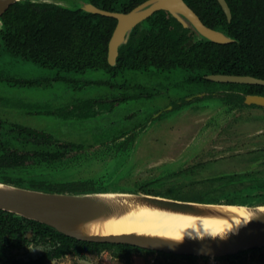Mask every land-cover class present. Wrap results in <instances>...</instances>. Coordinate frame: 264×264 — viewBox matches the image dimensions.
I'll use <instances>...</instances> for the list:
<instances>
[{"label":"rangeland","instance_id":"374dc122","mask_svg":"<svg viewBox=\"0 0 264 264\" xmlns=\"http://www.w3.org/2000/svg\"><path fill=\"white\" fill-rule=\"evenodd\" d=\"M44 1L79 6L74 0ZM189 75L181 68L65 72L1 51L0 119L84 145L60 162L27 171L28 177L46 175L50 182L90 178L106 191L146 189L161 196L176 192L169 190L174 185L186 189L175 195L196 199L206 191L230 188L229 182L210 183L214 177L236 171L264 177V107H229L210 97L184 102L210 87L191 84ZM113 97L125 99L111 106ZM84 100H92L95 112L88 117L73 114L86 108L78 106ZM123 132L133 139L122 150L115 137ZM252 155L260 156L259 163H252ZM261 204L258 199L249 203ZM42 248L31 244L16 255L23 257L27 250L37 255ZM150 258L136 253L130 262H121L103 251L83 258L67 255L46 264H152ZM207 258L201 264H222L219 257ZM250 264H264V258Z\"/></svg>","mask_w":264,"mask_h":264},{"label":"trees","instance_id":"16d2710c","mask_svg":"<svg viewBox=\"0 0 264 264\" xmlns=\"http://www.w3.org/2000/svg\"><path fill=\"white\" fill-rule=\"evenodd\" d=\"M143 1L88 0V3L125 13ZM183 1L206 26L222 31L234 41L219 44L203 39L191 26L185 28L167 12L159 10L143 21L142 28L130 31L126 43L119 47L116 65L112 67L107 63V45L116 19L86 12L80 6L70 8L44 0H25L10 6L0 17V53L4 51L42 67L65 72L89 69L171 71L181 68L190 73L187 80L191 84H210V93L217 89L225 91L221 100L226 104L233 103V106L247 107L243 103L247 94L264 95V85L216 83L204 78L208 74H233L264 79V0H226L231 11L230 22L217 0ZM78 106L86 107L79 109V116H88L94 110L92 100L81 101ZM66 147L77 146L60 144L49 134L0 120V182L47 192L106 191L107 188L82 186L79 181L50 182L46 175L27 176V171L35 169L36 165L60 159ZM250 175L211 178L210 183L225 181L231 186L203 192L196 199L175 195L186 189L179 190L174 185L169 190L177 191L164 195L198 202L249 204L264 197V187L242 183ZM143 192L150 193L146 189ZM28 233H31L30 237H27ZM29 244L43 246L42 251L32 255V251L27 250V255L18 257L16 252ZM103 251L121 262H130L136 253L147 260L153 256L152 264H201L208 260L202 256L155 252L127 244L81 241L44 223L0 210V264H46L67 255L83 258L87 253L98 255ZM257 258H264V247L221 256L219 260L222 264H250Z\"/></svg>","mask_w":264,"mask_h":264},{"label":"water","instance_id":"95a60500","mask_svg":"<svg viewBox=\"0 0 264 264\" xmlns=\"http://www.w3.org/2000/svg\"><path fill=\"white\" fill-rule=\"evenodd\" d=\"M24 1L25 0H0V17L10 6ZM217 2L227 19L230 20L231 12L226 1L217 0ZM80 8L89 13L116 19V26L108 43L107 59L110 65L115 64L119 47L126 43L133 27L158 10L169 12L183 27L191 26V29L197 36L203 39L219 44H227L234 41L222 31L206 26L183 0H145L126 13L107 11L91 3L82 1ZM205 79L218 83L264 85V79L248 75L208 74L205 76ZM243 103L248 106L255 105L264 107V95L247 94L244 96ZM0 184L9 189L8 191L0 189V210L44 223L64 235L81 241L127 244L155 252L209 258L237 254L241 251L264 246V210L255 212V215L243 228L225 240L217 238L203 240L194 239L187 243H177L168 239L150 238L132 234L85 236L73 231L77 223L87 222L97 217L109 216L115 212L117 206L92 199L93 196L100 193L104 194L111 192L113 194L131 195L139 202L149 207L193 216L212 214V209L208 208L210 206L230 205L245 206L255 209L264 207V204L249 205L198 202L120 189L100 191V193L98 191L82 194L47 192L14 186L3 182H0ZM30 234L31 233H28V235Z\"/></svg>","mask_w":264,"mask_h":264},{"label":"bare ground","instance_id":"6f19581e","mask_svg":"<svg viewBox=\"0 0 264 264\" xmlns=\"http://www.w3.org/2000/svg\"><path fill=\"white\" fill-rule=\"evenodd\" d=\"M93 197L92 199L117 206L115 212L77 223L73 228L74 232L85 236L132 234L187 243L194 239H214L211 233L225 229L228 238L247 224H244L246 216L252 218L255 212L264 210V207L252 209L245 206L216 205L208 207L212 209V214L193 216L149 207L131 195L110 192Z\"/></svg>","mask_w":264,"mask_h":264},{"label":"flooded vegetation","instance_id":"af4514ba","mask_svg":"<svg viewBox=\"0 0 264 264\" xmlns=\"http://www.w3.org/2000/svg\"><path fill=\"white\" fill-rule=\"evenodd\" d=\"M76 3H78V5L80 6V4H81V1L82 2H84V1H87L88 2V0H74ZM226 1V0H225ZM47 2H50V1H47ZM227 3V2H226ZM57 4V3H56ZM59 5H61V6H65V5H62V4H59ZM228 5V4H227ZM95 6V5H94ZM67 7V6H66ZM102 9V8H101ZM133 9V8H132ZM222 9V8H221ZM230 9V8H229ZM108 11V10H107ZM159 11V10H158ZM164 11V10H163ZM223 11V10H222ZM112 12H117V11H112ZM156 12V11H155ZM166 12V11H165ZM231 12V11H230ZM122 13H124V12H122ZM126 13V12H125ZM170 16H172L169 12H167ZM224 13V12H223ZM225 14V13H224ZM152 15V14H151ZM150 15V16H151ZM198 16V15H197ZM226 16V15H225ZM172 17H174V16H172ZM110 18H112V17H110ZM148 18V17H147ZM146 18V19H147ZM175 18V17H174ZM227 18V17H226ZM115 19V18H114ZM176 19V18H175ZM145 20V19H144ZM144 20H142L141 22H139L138 24H136L133 28H136V27H138V28H142L143 27V21ZM177 20V19H176ZM178 21V20H177ZM227 21L228 22H230L231 21V19L230 20H228L227 19ZM117 22V21H116ZM180 23V22H179ZM181 24V23H180ZM182 25V24H181ZM115 26H116V24H115ZM115 28V27H114ZM185 28H187V27H185ZM113 33V32H112ZM111 38V37H110ZM110 40V39H109ZM108 43H109V41H108ZM107 56H108V45H107ZM117 59V58H116ZM107 63H108V59H107ZM109 64V63H108ZM110 65V64H109ZM116 65V62H115V64L114 65H110V66H115ZM155 71H158V70H156V69H154ZM123 71H125V70H123ZM137 71H141V70H137ZM117 72H121L119 69H116L115 71H112V72H109V73H117ZM161 72V71H160ZM206 76V75H205ZM205 76H204V78H205ZM188 81V80H187ZM21 82V84H25V83H27L26 81H20ZM216 83H218V82H216ZM225 91H222V90H216V91H212L211 93L210 92H206V93H202L201 94V96H198V98H196V97H194L193 96V98H191V100L190 101H188V100H184V102H188V103H195L197 100H199V99H201V98H203V97H210V98H218V100L219 101H222V103H225L223 100H221V98H222V96H224V93ZM232 93H235L234 91H231ZM123 99H125V98H121L120 100L119 99H116V97H113V99H112V101H111V106L112 105H114V104H118V103H121L122 102V100ZM180 105H182V104H180ZM229 107H231V106H233L234 104L233 103H228L227 104ZM238 106V105H237ZM247 107H248V105H246ZM251 107H259V106H255V105H250ZM234 107V106H233ZM71 108V107H70ZM69 108V106L67 107V108H65V110L67 109H70ZM73 112V111H72ZM92 112L94 113L95 112V108H94V110L93 111H91L90 112V114L89 115H92ZM73 114H78L77 112H73ZM79 115V114H78ZM88 115V116H89ZM88 116H86V117H88ZM81 117V116H80ZM1 120V119H0ZM1 121H3L4 123H5V121L4 120H1ZM5 124H7V123H5ZM10 124H16V123H10ZM22 126V125H21ZM23 127H25V126H23ZM31 129H34V128H31ZM34 130H36V129H34ZM36 131H39V130H36ZM39 132H41V131H39ZM47 134V133H46ZM50 135V134H49ZM115 139H119V141H118V143H120V145H119V149H124L123 148V144L124 145H127V143L129 142V141H131L132 139H133V137L131 136V135H129V132H123V133H121V134H119L117 137H115ZM59 143L60 144H63V143H66V144H68L69 142H62V141H59ZM69 144H73V145H76L77 147H75V148H71V147H66V152L65 153H63V155L61 156V158L60 159H58V160H56V161H54V162H50V163H46V162H42L40 165H38V166H40V167H42L43 165L45 166V167H49L50 165H52V164H55L56 162H60V161H62L69 153H71V152H73V151H81L82 150V148L84 147V145L83 144H76V143H69ZM259 148V146L258 147H256V148H253L252 149V151H254V150H256V149H258ZM261 150H264V149H261ZM253 157H252V160H253V162L252 163H259V158H260V156L257 158V157H255L256 155H252ZM262 157V156H261ZM264 158V156L262 157V159ZM251 160V161H252ZM264 160V159H263ZM264 162V161H263ZM38 166L36 165V167L35 168H38ZM64 169H66V168H63L62 170H64ZM244 169H247V168H244ZM248 170H249V168H248ZM248 172H244V171H236V172H234V173H231V174H247ZM226 175H228V174H226ZM67 181H79V182H81V183H83L82 184V186H87V187H91V188H95V187H100V188H104V185H102V186H98V185H96L97 184V182H95L94 180H90V178H79V179H75V180H67ZM67 181H61V182H67ZM262 182H264V177H257L255 174H252V175H250L248 178H246V179H243L242 180V183H245V184H251L250 186H260V187H264V184L262 185V184H259V183H262ZM258 200H260V201H262V203L264 202V198L263 197H260ZM31 236V234L30 235H28L27 234V237H30ZM30 245V244H29Z\"/></svg>","mask_w":264,"mask_h":264},{"label":"clouds","instance_id":"9594fccd","mask_svg":"<svg viewBox=\"0 0 264 264\" xmlns=\"http://www.w3.org/2000/svg\"><path fill=\"white\" fill-rule=\"evenodd\" d=\"M0 189H4L5 191L9 190V189L5 188V186L2 185V184H0ZM250 219H251L250 216H246L244 224L248 223L250 221ZM237 224H240V222L237 221ZM226 231H227V229H225V230H217L216 232L211 233V237L212 238L219 237L220 239H226L227 238Z\"/></svg>","mask_w":264,"mask_h":264}]
</instances>
